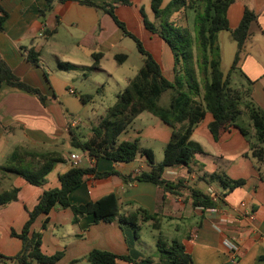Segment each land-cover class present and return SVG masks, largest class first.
<instances>
[{"label": "crops", "instance_id": "crops-1", "mask_svg": "<svg viewBox=\"0 0 264 264\" xmlns=\"http://www.w3.org/2000/svg\"><path fill=\"white\" fill-rule=\"evenodd\" d=\"M91 1L101 5L114 0ZM129 2V6L116 7V16L126 24L129 32L140 37L146 51L160 65L163 76L172 82V53L164 41L145 29L140 14L142 8L147 19L154 21L150 0ZM169 2L162 0V7ZM44 5V0H0V7L7 13L0 31V57L16 77L39 89L46 97L42 105L32 95L1 85L0 165L16 148L32 153L55 152L63 159L45 177L41 187L32 186L20 177H11L5 182L6 188L18 189L17 200L0 207V254L6 257H13L22 249V243L11 237V231L19 233L22 230L28 212L36 206L44 191L59 187L58 176L71 168L69 156L84 155L81 150L80 153L74 151L72 140L76 138L83 142L91 138V121L86 136L76 133L81 124L70 125V119L78 120L75 117L78 111L87 110L89 103L94 104V97L87 104L80 102V95L89 94L77 93L73 79L77 73L86 77L89 71L106 72L104 60L111 57L116 61L115 56L119 53L113 50L122 38H126L101 10L76 2L55 3L51 12L41 19L39 11ZM246 10L253 12L256 20L250 23L249 36L239 53L237 72L232 74L231 84L239 87L246 80L252 82L250 100L264 114V0H233L226 17L229 28L235 29ZM60 34L68 37L67 46L53 47L56 36ZM218 45L220 70L226 75L233 64L237 44L228 31H221L218 33ZM30 49L39 54L38 66L30 65L26 60ZM93 54H101L97 69H92ZM53 59L57 61V69L48 65ZM58 63L70 64L72 69L62 72ZM68 71L73 76L61 74ZM136 73L125 78V87ZM93 84L97 86L94 81ZM167 92L159 100H163V108L169 107L173 96V92ZM149 115V123L143 129L129 128L118 137V142L138 140L141 149L153 152L155 161L154 146L163 153L172 128ZM242 115L247 117L245 113ZM212 120V115L206 113L190 137L203 153L195 155L188 167L174 166L164 170L163 179L178 185L173 194L148 182H124L123 177L133 178L139 173L151 171L143 157L138 156L130 163L116 164L103 157L91 159L85 153L80 167L94 168L97 173L116 171L119 176H85L82 185L70 194V203L83 205L112 194L117 198L121 214L128 216L136 213L139 228L138 222L143 215L138 210L145 211L149 216L157 215L160 222L158 234L161 235L163 227H173L179 238L172 241L183 246L191 264H264V159L258 162L252 157L254 130L247 117V127L237 123L236 127H229L215 140L209 131ZM238 127L244 128L247 136ZM142 140L151 147H142ZM262 147L264 149V145ZM216 172L225 174L231 180H241L243 184L226 192L218 183L207 182L205 176ZM192 190L206 196L211 190L218 195L219 201L211 200L214 206L207 209L194 207ZM208 209L216 211L208 212ZM44 222H47L46 228L42 229ZM147 222L152 226V221ZM182 226L185 228L183 232L180 231ZM32 232L42 234L41 251L44 255L62 253L56 264H88L86 257L92 250L128 256L139 264H171L160 259L158 251L155 256L145 255L138 246L139 237L135 238L131 230L120 227L117 221L94 223L91 216H85L74 224L72 211L59 206H55L48 215L39 216L32 225ZM225 240L236 245L238 250L235 254L224 246ZM146 259L150 262H140Z\"/></svg>", "mask_w": 264, "mask_h": 264}, {"label": "trees", "instance_id": "trees-1", "mask_svg": "<svg viewBox=\"0 0 264 264\" xmlns=\"http://www.w3.org/2000/svg\"><path fill=\"white\" fill-rule=\"evenodd\" d=\"M76 2L80 5L92 7L107 14L120 29L123 36L131 39L142 59V67L136 75L127 82L125 89L116 94L115 103L106 109L104 115L98 116L90 123L91 138L80 141L72 140V146L86 153L91 159L106 158L113 163H130L140 156L146 159L151 167L150 172H142L135 177H123L125 183L132 181L148 182L161 188L164 192L173 194L178 185L163 179L166 168L174 166L188 167L195 155L202 154L201 147L191 141L190 137L196 125L206 113L212 115L209 131L217 140L220 133L229 127L237 126L239 117L245 113L254 130L255 144L251 145L252 157L258 162L264 159V114L254 107L250 100L252 82L234 87L231 84L232 74L237 72L239 53L249 36L250 23L256 20V15L246 10L235 29H230L226 17L228 7L233 0H170L162 7V0H150L154 21H149L143 9L140 14L145 29L157 35L169 47L174 60V79L168 81L162 74L160 65L146 51L142 42L128 31L124 22L115 14L118 5L129 6V0H114L111 3L96 4L91 0H44V8L39 11L43 19L51 12L55 3ZM201 5L202 11L194 18V28L197 39L198 56L194 59L193 39L180 25L175 23L174 16L182 11L194 10ZM184 13V12H182ZM7 18V13L0 7V31ZM228 31L237 44V52L233 64L226 75L220 70V48L218 33ZM101 54H93L92 69L98 68ZM126 55L115 56L118 64H123ZM26 60L30 65L38 66L39 54L33 49L26 53ZM62 71L72 69L67 63H58ZM199 74V78H198ZM4 84L36 97L43 105L46 97L37 88H34L16 77L0 57V87ZM99 90H97L98 92ZM166 91H172L173 96L168 108L158 106L160 97ZM93 95H80L82 104H87ZM142 113H149L172 128L170 139L163 150L162 161L156 164L153 152L141 149L138 140L118 142V137L128 130L133 121ZM244 136L247 132L238 127ZM62 157L55 153H32L16 148L3 165H0V187L11 177H20L28 184L41 187L45 177L53 167L62 163ZM87 175L96 178H107L118 175L116 171L97 173L94 168L71 167L69 171L58 176L59 187L44 191L36 206L28 212V219L19 233L11 231V237L22 243V249L13 257L0 254V264H56L62 253L46 256L41 251L42 234L32 232V225L39 216H46L55 207L70 209L73 213V223L77 224L81 218L91 216L94 223H111L117 221L120 227H129L137 238L139 226L137 216H125L120 213V206L114 195H107L95 202L83 205H72L70 194L78 189ZM208 183H218L226 192L233 191L243 184L241 180H231L223 173L206 175ZM18 189L8 187L0 191V207L17 200ZM191 198L194 207L207 209L214 204L211 199L197 190H192ZM143 221H152V227L158 231L159 219L157 215L149 216L143 210ZM44 222L42 229L46 228ZM156 249L160 259L171 264H191V258L185 253L182 245L176 241L170 243L158 239ZM88 264H139L128 256H119L101 250H92L86 257ZM150 262L149 259L141 260Z\"/></svg>", "mask_w": 264, "mask_h": 264}, {"label": "rangeland", "instance_id": "rangeland-1", "mask_svg": "<svg viewBox=\"0 0 264 264\" xmlns=\"http://www.w3.org/2000/svg\"><path fill=\"white\" fill-rule=\"evenodd\" d=\"M201 11H202L201 5L198 4L194 10L182 11L184 13L180 12L174 16L175 23H177L183 29H185L193 39L192 49H193L194 59H196L198 56L197 48H196L197 39L194 28V23H195L194 18ZM134 35L142 42V40L138 35L136 34ZM67 41H68V37L63 34H60L56 36L54 41L55 43L52 46L65 47L67 46ZM147 46L149 47L148 44ZM113 52L126 55L127 56L126 62L120 65L116 61H114L111 57H107V60H104L103 62V67L106 70V72L94 73L92 71H89L87 72L88 74L86 75V77L82 75V73H77V77H75L72 81L73 87L77 89V93H83V94L87 93L89 95L94 96V104L89 103L86 107L87 110L78 111V113H76L75 117L78 119L77 126L81 124L80 127L76 130V133H78L79 135L82 136L87 135L89 128V121H94L98 116L104 115L106 109L111 107L115 103V95L121 89H123V87H125V82H124L125 78L132 77L136 73V71L143 65L142 59L138 54L135 43L129 38H122L114 48ZM56 63L57 61L53 59L52 61H50V63H48V65H50L52 68L57 69ZM61 74H70L71 76H73V73L71 71L69 73H61ZM199 77L200 76L198 74V78ZM93 81L97 83V86L96 85L94 86ZM98 89L99 91L98 93H96ZM171 92L172 91H169L166 94H170ZM163 105H164L163 100L159 101L158 106L165 107ZM150 118L151 117L148 113H144L143 115H141L139 120L137 122L135 121L132 125H130L129 128L136 130L143 129L149 123ZM237 123L240 126H243L244 128L247 127L246 126L248 123L247 117L244 115L240 116ZM141 146L151 147L145 140L141 141ZM155 148H156L155 162L160 163L163 157V153L161 152L160 148H158L157 146L156 147L154 146L153 149ZM74 151L80 153V150L78 149ZM83 165L84 164H82L81 166ZM5 184L6 183H4L3 186H1L2 188H0V191L2 189H6ZM138 224L140 225L139 231L137 232L138 237L140 239L138 246L143 250L145 255L155 256L156 254H158L157 249L155 247V244L158 239H162L163 241L165 242L168 241L170 243L172 240H176L179 238L173 227L172 229L163 227L161 230V235H159L158 232L153 229L150 222H146L139 219ZM125 228L131 230V228L129 227H125ZM183 230H185V228L182 226V229L180 231L183 232Z\"/></svg>", "mask_w": 264, "mask_h": 264}, {"label": "built area", "instance_id": "built-area-1", "mask_svg": "<svg viewBox=\"0 0 264 264\" xmlns=\"http://www.w3.org/2000/svg\"><path fill=\"white\" fill-rule=\"evenodd\" d=\"M72 93V92H71ZM78 124V120H73L70 119V125L75 127ZM85 155V153H83ZM84 155H77V154H71L69 156V162H70V166L71 167H79L81 164L82 159L84 158ZM208 197L212 200V201H219V197L218 195L209 190L208 192ZM208 212H215V209H208ZM224 246L228 249L229 252H231V254H235V252H237V247L234 243H232L229 240H225L224 241Z\"/></svg>", "mask_w": 264, "mask_h": 264}]
</instances>
